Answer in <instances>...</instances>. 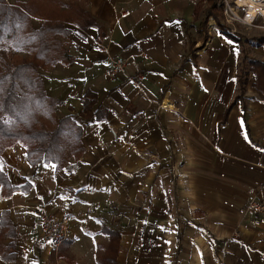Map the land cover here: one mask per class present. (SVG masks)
I'll list each match as a JSON object with an SVG mask.
<instances>
[{
    "label": "crops",
    "instance_id": "1",
    "mask_svg": "<svg viewBox=\"0 0 264 264\" xmlns=\"http://www.w3.org/2000/svg\"><path fill=\"white\" fill-rule=\"evenodd\" d=\"M203 2L88 0L106 34L67 24L60 39L74 62L39 73L62 101L57 117L83 127V153L56 171L31 165L21 143L1 154L11 185L32 186L0 196L15 230L0 242V264H101L114 232L116 264H264V212L248 207L264 200L263 95L246 91L248 134L236 100L242 47L205 28ZM111 56L127 62L116 75ZM88 90L104 119L82 115ZM42 209L69 219L57 250L40 237Z\"/></svg>",
    "mask_w": 264,
    "mask_h": 264
},
{
    "label": "trees",
    "instance_id": "2",
    "mask_svg": "<svg viewBox=\"0 0 264 264\" xmlns=\"http://www.w3.org/2000/svg\"><path fill=\"white\" fill-rule=\"evenodd\" d=\"M210 3L209 16H214L217 0H207ZM0 14L4 17L20 18L25 23V27L19 35L25 40L33 34H38L37 38L23 46L22 51L13 50L10 43L0 44V48H8L25 54L23 57H14L13 60L5 62L0 56V79L8 78L4 85V92L0 94V102L5 105L0 116L11 117L15 123L11 125L0 124V156L9 147L16 143H21L26 147L27 159L31 165L41 162L56 163L57 167H63L70 159H78L83 153L82 133L83 127L78 124L72 114L57 117L55 107L62 103L61 99L52 98L47 94L44 82L39 78L40 68H46L55 64L64 66L72 65L74 58L65 49L60 37L68 36L72 30L68 23L87 29L96 27L100 39L106 34V26L100 23L89 11L88 0H27L26 2H16L10 4L7 0H0ZM216 16V15H215ZM33 18L42 19V25L35 28ZM206 22V18L204 20ZM228 37L239 43L242 47L243 60L247 59L246 43L241 37L232 34L228 29L221 28ZM16 33L6 37L8 42L14 40ZM259 41V40H258ZM255 40L260 47L263 42ZM1 54V53H0ZM237 73L238 87L240 93L236 100H242V110L248 134L250 128L247 125L245 103V92L248 84V77L252 73L255 77L253 87L263 95L264 100V60L252 58L249 60V69L244 74L240 70ZM249 73V74H247ZM246 75L245 78H243ZM23 77L24 79H21ZM27 81L28 83H26ZM34 85V87H30ZM18 85V88L14 87ZM31 96L43 100L46 104L47 112L36 110L33 104V112L29 122L25 123L17 117L12 116L9 105H23L28 103L21 97ZM83 116H96L104 119L106 110L103 107L93 111L96 103V95L88 90L83 96ZM19 110V109H18ZM230 107L227 109V113ZM226 113V114H227ZM0 196L9 197L13 191H29L31 184L25 183L20 187L12 186L7 175L0 173ZM0 224V242L8 235H15V230L6 214L2 217ZM119 236L117 232L112 233V242L108 246L106 254L99 257L101 264H116V250ZM3 255L6 253H2Z\"/></svg>",
    "mask_w": 264,
    "mask_h": 264
},
{
    "label": "rangeland",
    "instance_id": "3",
    "mask_svg": "<svg viewBox=\"0 0 264 264\" xmlns=\"http://www.w3.org/2000/svg\"><path fill=\"white\" fill-rule=\"evenodd\" d=\"M201 8L202 9L200 15L202 18H206V22L204 23L206 29L208 28L212 31L214 29L217 30V28L219 27L225 28L245 40V46L248 56L245 61L242 59V63L239 64V66H241L240 70L243 71L244 74L249 69L250 59L256 58L264 60V17L261 14H258L257 17H255V19L253 20V22H246V20H243L244 14L246 12V6H239L236 0H217L216 9L213 10L214 16L211 17L208 15L210 9L209 1L204 0ZM255 40H261L263 42V45L259 47L255 43ZM3 48H0V56H2V60H4L5 62L13 60V58L16 56L23 57L25 55L21 52L17 53L13 50H11L10 52V48H8V52H6L7 49L5 50ZM244 74L243 78L246 77V75ZM247 77L248 84L246 91L250 90V87H253V83L255 80V77L252 73L247 75ZM39 78H41L40 73ZM252 89L255 88L253 87ZM237 91L240 92V89L238 88ZM246 96L247 92H245V97Z\"/></svg>",
    "mask_w": 264,
    "mask_h": 264
},
{
    "label": "snow or ice",
    "instance_id": "4",
    "mask_svg": "<svg viewBox=\"0 0 264 264\" xmlns=\"http://www.w3.org/2000/svg\"><path fill=\"white\" fill-rule=\"evenodd\" d=\"M176 23H179L178 21ZM25 27V23L20 18H12L11 16L4 17L2 14H0V44L3 43H10L13 50L15 51H22L23 46L27 43H30L31 41L35 40L37 38L38 34H33L29 39L25 40L23 37L19 35L23 31ZM16 33V36L13 41L8 42L6 40V37L10 34ZM231 43V41H229ZM6 50V49H5ZM21 79H24L21 77ZM8 78L5 77L3 79H0V94L4 92V85L7 82ZM28 83L27 81H25ZM14 87L18 88V85H15ZM30 87H34V85L30 84ZM22 100H27L28 103H25L23 105H9V109L12 113V116L19 118L20 120H23L25 123L29 122V118L32 115L33 112V104L35 105L36 110H43L47 112L46 104L43 102V100L36 99L31 96L21 97ZM5 108V105L0 102V111H3ZM19 109V110H18ZM15 123V120L11 117L5 118L4 116H0V124L4 125H11ZM243 121H241V127H243ZM245 139L247 140V134L245 133ZM261 151H264V149H261ZM46 169H50L52 171H56L57 164L51 162V158H49L48 163H44L43 165ZM0 173H3L4 175H7V173L4 172V165L2 159H0ZM0 187H3V184L0 183ZM69 197L62 196L61 199H68ZM2 213H0V217H2ZM2 219H0V223H2ZM99 223V221H97ZM49 244H52L53 241H48ZM2 259V258H0Z\"/></svg>",
    "mask_w": 264,
    "mask_h": 264
},
{
    "label": "built area",
    "instance_id": "5",
    "mask_svg": "<svg viewBox=\"0 0 264 264\" xmlns=\"http://www.w3.org/2000/svg\"><path fill=\"white\" fill-rule=\"evenodd\" d=\"M127 65L126 59L121 56H111L108 58L107 72L110 75H116L125 69ZM134 83L138 84L142 82V74H136L131 78ZM249 208L257 212H264V200L258 198H253L250 200ZM38 219V230L40 237L45 241H53L51 244L55 250L62 246L63 242L70 235L69 230V219L68 218H57L54 215L46 212L44 209L41 210ZM22 252L25 254L29 253V250L26 248L22 249Z\"/></svg>",
    "mask_w": 264,
    "mask_h": 264
},
{
    "label": "bare ground",
    "instance_id": "6",
    "mask_svg": "<svg viewBox=\"0 0 264 264\" xmlns=\"http://www.w3.org/2000/svg\"><path fill=\"white\" fill-rule=\"evenodd\" d=\"M239 6H246L244 19L246 22H253L258 14L264 17V0H236Z\"/></svg>",
    "mask_w": 264,
    "mask_h": 264
}]
</instances>
